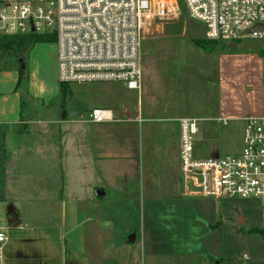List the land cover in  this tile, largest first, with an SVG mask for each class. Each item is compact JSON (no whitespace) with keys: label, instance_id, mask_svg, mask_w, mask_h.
Masks as SVG:
<instances>
[{"label":"rangeland","instance_id":"374dc122","mask_svg":"<svg viewBox=\"0 0 264 264\" xmlns=\"http://www.w3.org/2000/svg\"><path fill=\"white\" fill-rule=\"evenodd\" d=\"M44 31L38 34L44 36ZM195 39L207 41L205 27L186 11L174 21H154L142 39L140 90L130 92L117 83L102 82L71 84L73 94L85 102L87 111L110 108L117 120L131 116L139 105L146 114L178 111L198 120L197 158L237 153L243 145L244 124L236 116L264 113V40L244 37L234 47L231 42L216 41L209 43L213 48L208 50ZM57 52L56 42L46 40L29 43L20 53L26 74L19 86L23 122L17 129L35 132L46 125L58 130L61 121L79 120L84 121L83 129L102 131L85 116L68 115L60 93L55 97L32 91V60L40 62L44 76ZM20 54L0 51V71L19 72ZM146 141L141 143L145 146ZM145 162L142 151L141 162L123 163L127 165L124 174L120 164L108 176L112 186L113 178L123 174L126 182L140 179L136 188L142 189ZM104 202L106 208L97 222L101 236L111 244L102 264H264V233L256 231L264 230V206L256 201L198 196L149 200L142 195L136 200ZM132 234L134 242L129 241Z\"/></svg>","mask_w":264,"mask_h":264},{"label":"crops","instance_id":"0c3cea01","mask_svg":"<svg viewBox=\"0 0 264 264\" xmlns=\"http://www.w3.org/2000/svg\"><path fill=\"white\" fill-rule=\"evenodd\" d=\"M31 64L35 95L59 96L57 56L44 76L40 62ZM19 79L16 69L0 71V226L8 233L0 264H102L111 244L98 228L103 201L185 197L180 112L146 114L139 105L127 118L92 123L102 128L97 133L81 128L79 120L61 121L58 130L47 129L46 122L35 132L18 130ZM247 115L264 113L236 118ZM142 151L146 178L137 190L140 179L132 183L121 176L127 165L142 161ZM120 164L123 174L113 178V187L108 176Z\"/></svg>","mask_w":264,"mask_h":264},{"label":"built area","instance_id":"2783aa9c","mask_svg":"<svg viewBox=\"0 0 264 264\" xmlns=\"http://www.w3.org/2000/svg\"><path fill=\"white\" fill-rule=\"evenodd\" d=\"M184 11L204 25L209 40H264V0H0V33L45 30L53 35L60 83L111 82L138 91L144 32L154 21H174ZM256 25L260 29L243 34ZM84 116L91 123L115 119L105 107ZM243 121L239 152L197 158L198 120L180 119L185 196L238 198L264 206V115H247ZM7 241L8 233L0 226V260Z\"/></svg>","mask_w":264,"mask_h":264},{"label":"trees","instance_id":"16d2710c","mask_svg":"<svg viewBox=\"0 0 264 264\" xmlns=\"http://www.w3.org/2000/svg\"><path fill=\"white\" fill-rule=\"evenodd\" d=\"M47 35V36H46ZM39 35L35 33H30V34H6V33H0V51H6V54L10 53H15V54H20L28 45L29 43L32 42H41V41H55L53 35ZM197 45L202 46L208 50H211L213 47L209 45V43H213L216 41H221V40H201V39H195L194 40ZM238 41V40H236ZM231 42L232 43H235ZM262 52V51H261ZM20 74V79H19V84L21 82V79L24 78L26 71L24 69L19 70ZM18 84V86H20ZM71 84L67 83H60V97L62 99V103L66 104L68 99H72L76 97L73 94V90L70 86ZM257 232L264 233V230H256Z\"/></svg>","mask_w":264,"mask_h":264},{"label":"water","instance_id":"95a60500","mask_svg":"<svg viewBox=\"0 0 264 264\" xmlns=\"http://www.w3.org/2000/svg\"><path fill=\"white\" fill-rule=\"evenodd\" d=\"M260 29V25H256L254 28L244 32L243 34H248L249 32L253 31V30H257ZM32 30H34V27H32ZM235 43L231 44V47H234ZM23 54H20L19 56V68L20 69H25V63H24V59H23ZM65 111L68 115L73 116V117H83L84 114L87 111V105L85 104L84 101H82L79 97H74L72 99H68L66 104H65ZM242 221L245 222L244 218L241 217ZM136 239V235L132 234L129 237V241L130 242H134Z\"/></svg>","mask_w":264,"mask_h":264}]
</instances>
